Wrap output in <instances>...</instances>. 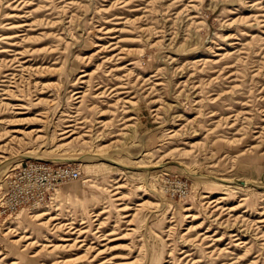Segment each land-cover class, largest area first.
<instances>
[{"label": "rangeland", "instance_id": "rangeland-1", "mask_svg": "<svg viewBox=\"0 0 264 264\" xmlns=\"http://www.w3.org/2000/svg\"><path fill=\"white\" fill-rule=\"evenodd\" d=\"M0 133L5 264H264V0H0ZM31 161L80 178L7 205Z\"/></svg>", "mask_w": 264, "mask_h": 264}, {"label": "built area", "instance_id": "built-area-1", "mask_svg": "<svg viewBox=\"0 0 264 264\" xmlns=\"http://www.w3.org/2000/svg\"><path fill=\"white\" fill-rule=\"evenodd\" d=\"M11 173L5 203L14 208L26 204L39 206L59 183L77 180L81 171L71 165L54 166L46 161H31Z\"/></svg>", "mask_w": 264, "mask_h": 264}, {"label": "bare ground", "instance_id": "bare-ground-1", "mask_svg": "<svg viewBox=\"0 0 264 264\" xmlns=\"http://www.w3.org/2000/svg\"><path fill=\"white\" fill-rule=\"evenodd\" d=\"M87 75H89V74L85 73V74L81 75V77H85ZM121 87L124 88V89L128 88L126 85H123ZM80 92L81 91H77L76 93H77V98H81V100H79V102H82L83 95L81 96L79 94ZM127 93H131V92L128 91V90H123V91L119 92V94H127ZM100 94H101V97L104 96V92H101ZM121 99H122V101L123 100L127 101V100H125L123 98H121ZM16 107L17 108H21L20 104L16 105ZM101 115H104V113H102ZM76 121L77 120L74 118V119L70 120V123L65 126L64 131H62V133H61V135H62V137L60 138L61 140L65 139L67 137H71L72 135L77 133L78 126H77ZM107 124H108L107 122L104 123L105 126ZM12 131L13 132H17V130H12ZM2 136H3V134L0 133V141H1V137ZM8 144H9L8 142L7 143H4V142L0 143V154H5L6 153ZM103 147H106V148L110 147V144L109 145H105ZM121 187H123V185H118L116 187V189H119ZM117 193L118 192H115V194H117ZM117 199H120V198H117ZM139 205H141V204H139ZM48 208H49V206H48ZM124 209H126V207H124ZM103 212H104V210L100 211V212H96L94 214V217H93L94 218L93 222L96 223L94 225L98 226V229L95 232L96 236L98 238L103 237L102 239L104 240V239H107V238H105L104 237L105 234L102 231L99 230V228L101 227V224L103 222L101 220V216H102ZM49 214H50L49 212L45 211L43 213L42 212L36 213L35 215H33V217H41L42 215H49ZM41 224H50V225L53 226L52 229L63 230V231H65L64 233L66 234L64 237L60 238L62 241H64V243H60V242L59 243H54L53 240L49 239L48 240L49 243L46 242V243H43V244H41V243L38 244V245H41L42 249L49 248V249H52L51 251H53L54 249H57V248H60V247H72L74 245L80 244L79 248L87 246L86 252H88V251H91L92 249H95V247H96V246H93V244L95 243L94 241H92L91 244H88V242H87V235L86 234L88 233L89 228H90V224H88L87 220H83V221H81L80 224H76V222L73 219H69L67 217L66 218H64V217L62 218L60 213H56V214H51V216L47 220L41 222ZM5 229H8V231L6 233L8 235L9 234H13L14 232H16V230H14V228H11V227H6ZM24 233L25 234H21L19 239L15 240V242H20V241L24 242V241H27V240L32 238L30 235L27 234V230ZM70 241H73L72 244L70 243ZM36 243H37L36 241H30V243H28V244L25 243V244H27L26 246H34V245H36ZM103 245H106V244H103ZM98 251H99L98 254H102L103 253V250L98 249ZM2 255H5V253L0 251V256H2ZM82 256H83V254H82ZM5 258L6 257L0 258V264H5L4 263V259ZM12 264H15V262H13Z\"/></svg>", "mask_w": 264, "mask_h": 264}]
</instances>
